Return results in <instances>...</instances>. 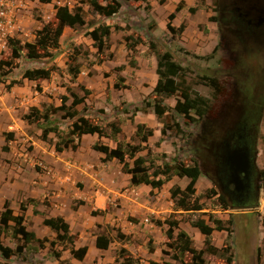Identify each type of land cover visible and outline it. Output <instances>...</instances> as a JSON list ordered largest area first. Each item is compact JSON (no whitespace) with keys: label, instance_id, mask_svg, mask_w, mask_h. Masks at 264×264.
I'll return each mask as SVG.
<instances>
[{"label":"rangeland","instance_id":"obj_1","mask_svg":"<svg viewBox=\"0 0 264 264\" xmlns=\"http://www.w3.org/2000/svg\"><path fill=\"white\" fill-rule=\"evenodd\" d=\"M6 1L10 5L13 28L8 29V34L0 41V60L10 58L11 50L7 46L9 38L19 41L21 45L33 43L35 33L43 24L55 23L53 18L55 6L66 5L72 11L81 9L86 24L76 29L64 28L59 49L50 50L52 59L29 60L26 57V51L22 50L21 58L16 61L17 68L2 81L5 84L19 81L22 72L26 69L54 66L57 71L51 75L50 79L36 82L24 80L21 84L14 85L11 90H7L4 84H0V135L7 133L13 135L11 146L8 145L7 151L3 150L4 144L0 143V213L5 201L9 203L16 215L20 213L21 202L27 205V208L30 206L28 198L22 201L21 198H16L20 186L16 182L22 177V181L34 187L30 193L36 195L38 204L35 206L41 211V216L28 214L30 217L28 220L25 217L27 212H24L27 229L41 235L44 227L42 220L54 216L55 210L53 211L51 207L53 197L51 190L54 189L49 188L45 183L40 186L37 183L44 182L41 177H43L42 174L45 175L49 167L48 158L61 160L60 156H62L66 159V154L55 152L53 147L57 141L55 134H49V142L44 143L41 140L40 125H28L22 121V116L29 113L32 107L41 112H51V108L60 105L61 96L67 95V88L83 95L78 85L88 89L90 95L86 100L85 110L81 105L77 107V111L89 118L97 115L108 135L113 134L108 127L111 123L120 128V133L115 135V139L102 138L101 144L110 148H114L117 141L138 145L139 140L135 137L136 125L142 123L153 130V136L147 143V150L138 153V156L147 160V165L153 162L154 166L162 168L165 164L174 167L179 162L186 165L196 162L192 141L199 134V120L197 122L183 120L169 113L164 121L171 129H167L164 140L159 142L163 125L156 118L153 110L145 106V102L153 101L152 89L157 80V53H171L173 61L182 68V77L176 78V82L187 87L192 94H198L208 101L213 98L218 88L225 91L226 84L231 83L229 74L233 62L228 59L226 49L220 42L221 33L217 24L210 21L211 17L218 18V1L220 0H149L146 3L117 0L121 4L120 11L110 18L94 12L89 5V0H53L51 4H42L38 0ZM107 1L109 0H98L101 5H105ZM177 7H179L178 11H176ZM172 13L175 17L171 21V26L175 32L166 27L168 17ZM100 25L109 26L111 31L107 46L102 50H99L87 36L88 32ZM182 25L184 30L179 32L178 29ZM71 57L74 58L75 65L80 70L74 82L68 73L69 65H74L71 63ZM250 60L249 64L255 70L254 73L260 75V68L261 66L263 68L264 64L258 57L250 58ZM115 85L119 87L115 88ZM174 104V98L164 99V105L173 107ZM100 109L104 110L102 116L97 113ZM51 119L58 126L60 133L65 136L70 120L63 118L61 112L53 114ZM175 124L180 126L181 132L178 134L175 132ZM10 129H14L13 132ZM259 129L258 145L264 140V116ZM93 138L92 135L84 137L81 146L83 157L94 158L89 154L92 151L89 149V143ZM69 153L72 152L69 151ZM129 165L131 167V162ZM8 174L12 176L11 184L6 182ZM3 177L6 180H3ZM182 181L174 176L168 186L183 184ZM46 182L48 183V179ZM35 186L40 190H37ZM212 188L207 178H205V184L198 185L196 188L197 194L202 195L201 202L205 207L202 212L183 215L174 212L169 215V219L179 220L180 222L177 221L179 229L185 231L186 228L191 229L186 222L188 219L201 218L212 224L209 221L211 216L225 221L228 217H235L231 218L232 224L225 223V226L231 230V234L216 232L214 243L220 246L228 243L233 257L232 264H264V237H262L264 200L257 204L258 210L254 211L250 217L239 214L241 211H238V214L235 213L236 211L226 212L221 210L214 198L204 197ZM166 194L168 195V192ZM60 201L63 202L62 197ZM174 232L177 233L176 230ZM133 234L131 232L127 236H122L123 244L127 245L124 249L128 251L126 256L139 260V254L142 253L141 247L145 248L146 244L151 246V243H147L141 236L134 238ZM189 234L193 242L192 246L197 250L204 249L202 237L195 235L193 230H189ZM53 235L45 234L42 238L49 239L48 236L55 238ZM1 241L3 245L12 248L17 245L16 241L12 240L10 230L2 235ZM258 247H261L262 252L259 253ZM61 249V246L57 247V251L63 254L64 260L59 263L50 252L48 245L45 249L39 250L35 242L28 246L22 256L13 257L9 261L0 259V262L3 264H72L70 253ZM163 250L162 253L154 255L160 264L190 262V255L187 253L178 258L181 262L176 260L177 254L173 249L164 247ZM204 259L206 264H217L220 260L219 257L208 254L204 255Z\"/></svg>","mask_w":264,"mask_h":264},{"label":"trees","instance_id":"obj_2","mask_svg":"<svg viewBox=\"0 0 264 264\" xmlns=\"http://www.w3.org/2000/svg\"><path fill=\"white\" fill-rule=\"evenodd\" d=\"M38 1L42 4H51L53 0ZM125 1L128 2L130 0ZM133 1H142L146 3L149 0ZM89 5L92 7L94 12L105 18L113 17L119 13L121 8V4L117 0H109L105 5L99 4L98 0H89ZM178 10L179 7L176 8V11ZM192 12L194 11L192 10ZM174 17V13L170 14L168 17V23L166 24V27L172 32H175L171 26V21ZM53 18L55 23L47 22L43 24L35 33L33 43H25L24 45H21L20 42L15 39L9 38L7 40V46L11 50L10 58L7 60H0V84H4L7 90H11L14 85L21 84L24 80L30 82L48 80L51 75L57 71V68L54 66L26 69L22 72L19 81H13L9 84H5L3 81L11 74L12 70L18 66L16 61L21 58L22 50L26 51V57L29 60L37 61L42 58L52 59L53 55L50 53V50L56 51L59 49L60 39L63 35L64 28L76 29L78 27H83L86 24L84 18L82 17L81 9L77 8L72 11L66 5L55 6ZM210 21L217 22V18L211 17ZM178 30L179 32H182L184 30V26H180ZM110 33L111 31L109 26L100 25L88 32L87 36L91 38L99 50H102L107 46ZM138 42L140 43L141 41L139 40ZM70 59L71 63L74 65H69L68 73L71 76V80L74 82L80 74V70L75 65L74 58L71 57ZM156 59L157 80L152 89L153 101L145 102V106L153 110L154 115L163 125L160 132L161 139L159 140V142H162L167 129H171L168 123L164 121L169 113H173L183 120L197 122L205 113L208 100L198 94H192L187 87H184V85L176 82V78L182 77V68L173 61L171 53H157ZM118 87L119 85H115V88ZM78 88L83 92V95H79L67 88V95L61 96L60 105L51 108V112H41L37 108L32 107L29 113L22 116V121L28 125H40L41 140L43 142L48 143L49 134H55L57 137V141L54 143V149L56 152H63L64 150L76 151L83 136L96 135L99 140L93 145V150L104 155L102 162H107L113 159L117 160L122 166V172L130 176V183L133 186L144 184L152 188H161L165 182H168L172 178V176L188 178L189 182L183 190L177 186L170 190L171 199L175 204V208L186 212V214L200 213L204 210L205 207L201 202L202 195L196 194V183L202 174L197 162H193L192 165H186L179 162L174 167L169 164H165L162 168L154 166L153 162L147 165V160L142 156H138V153L147 150V143L149 138L153 136V130L147 128L144 124L136 125L135 137L139 140L138 145H129L117 141L116 146L114 148H110L107 145L101 144L100 140H102V138L115 139V135L120 133V128H117L113 123H111L108 127L111 128L113 134L108 135L101 126L97 115L89 118L85 114L79 113L77 111V107L83 105V109L85 110V107L87 106L86 100L90 95V91L82 85H78ZM217 90H219V88ZM165 98H174V106L168 107L164 105ZM57 112L63 113V118L70 120L68 132L65 136L60 133L58 126H56L54 121L51 119V116ZM97 113L102 116L104 115V110L100 109ZM175 127V132L177 134L180 133V126L175 124ZM8 138L11 139L12 135H9ZM159 142L158 145L160 144ZM6 149L7 148L5 147L4 150ZM129 162H131V167ZM151 170L153 171L151 172ZM261 181L264 182V169L261 171ZM216 195L217 193L214 189H209L204 197L212 199ZM214 199L218 202L221 210H230V205L223 196H218ZM35 202V200H29V203L31 204ZM20 211L21 214L14 215L9 203L5 201L3 204V210L0 213V259L3 261H9L13 257H20L24 254L28 246L35 242L37 243L39 249H45L46 244H48L50 252L56 260H59V262H61L60 257L62 254L60 251H57L58 246H61V250L63 251L68 249L72 258L79 261L83 260L87 249H75L73 247L74 242L73 237L69 234V226L62 218L56 217L43 220L44 226L53 229L57 233L55 240L39 239L36 237L35 233L29 231L25 225V204L20 205ZM34 213L38 214L37 211H34ZM187 221H189L190 224L196 228L201 235H203L204 249H195L192 246L193 242L191 238L185 232L179 230L178 222L168 219L165 221V224L168 227L165 235L169 241L168 246L177 254V256H175L176 260L181 261L178 258L187 253L190 255V262L184 263L181 261L182 264H206L204 255L208 254L220 258L217 264H232L233 257L228 243H224L221 248H217L213 245L212 234L214 231H225L228 234H231V230L229 227L225 226L224 222L212 216L209 217V221L212 222L213 226H210L204 219L201 218L196 220L188 219ZM157 224L160 225L161 223L157 221ZM226 224H232V220H228ZM8 230L11 231L12 240L16 241L17 245L15 248L3 245L1 241L2 235ZM174 230H178L176 235L173 233ZM110 242L109 237L101 235L96 239V246L99 249H107ZM126 255V251L123 249L119 252V256L123 258V261L120 264H139L136 259ZM0 264L3 263L0 262ZM151 264L159 263L152 262Z\"/></svg>","mask_w":264,"mask_h":264},{"label":"crops","instance_id":"obj_3","mask_svg":"<svg viewBox=\"0 0 264 264\" xmlns=\"http://www.w3.org/2000/svg\"><path fill=\"white\" fill-rule=\"evenodd\" d=\"M10 130L13 132L14 129ZM9 135L12 134L7 133L5 135H0V143L2 142L4 144L3 150L5 147L7 148L4 151H7L12 143L11 140L13 135L11 139L8 138ZM85 136L81 138L76 151H63V153L66 154V159H63L62 156H60L61 160L49 157L47 160L49 167H47L45 175L42 174L43 177H41V180L44 182H40V184L37 183L38 186L45 183L49 188L54 189L51 190L53 191L51 207L55 212L54 216L49 218H62L69 226V234L73 237L74 242L73 247L75 249H87L83 260L79 261L72 258L70 262H72V264H120L123 258L119 256V252L123 249L128 253V251L124 249L127 248V245L123 244V237L121 236H127V234L132 232L134 233V238L141 236L145 238L147 243H151V246L146 244L145 248L141 247L142 253L139 254V260L136 259L139 264L159 263L154 255H157L159 252L162 253L164 247H169V241L165 235L168 229L165 221L168 220L169 215L174 212L181 215L186 214V212L175 208V204L171 199L170 190L175 186L169 187L168 184L174 176H172L168 182H165L161 188H152L144 184L133 186L130 183V176L122 172V166L117 160L113 159L102 162L104 155L93 150V145L99 140L96 135H93L94 138L89 143V149L92 150L89 154L94 156V158L91 159L90 157H83L81 155L82 141ZM257 149L258 155L256 165L258 169L262 171L264 169V140L258 145ZM69 151L72 153H69ZM7 177L8 180L6 182L10 183L12 176L8 174ZM47 179L48 183L46 182ZM180 179L183 180V184H178L177 187L183 190L189 180L185 177ZM3 180L6 179L3 177ZM18 183L20 186L16 198H21V201L26 198H28V201H36L33 204L30 203V208H27L26 205L25 212H27V215H24L26 219L28 220L30 218L28 214H35L34 211L38 212L36 215L41 216L40 209L35 206L38 204L36 195L30 193L34 187H31V185L29 186L28 183L26 184L24 180L22 181V177L16 182V184ZM202 184H205V178L201 174L196 183V188L198 185L200 186ZM36 186L35 188L40 190V188ZM259 188L258 203L264 200L263 181H261ZM166 192H168V195ZM61 197L63 202L60 201ZM21 204L24 203L21 202L19 204V210ZM256 210H258L257 204L249 205L247 208L230 209L229 211H236V214H238V211H241L239 214L250 217ZM13 213L16 215L14 211ZM19 214H21V211ZM231 218L235 217H228L226 221L224 219H218L226 223L228 220H231ZM146 220L148 222H146ZM157 221L161 224H157ZM177 221L180 222L179 220ZM186 222L188 228L190 227L191 229L186 228L185 231L179 230L185 232L188 236H190L189 230H193L195 235L201 236L202 239H204L203 235H201L189 221ZM206 223L208 222L206 221ZM209 225L213 226V224ZM42 230L43 232H41V235L37 234L34 230L32 232H34L39 239H45L42 238L45 234H54L53 236L55 238L48 236L49 239L47 240L56 239L57 233L53 229L44 226ZM176 231L178 233V230ZM216 232L217 231H214L212 234L213 245L217 248H221L222 245L220 246L214 243ZM173 233L174 235L177 234L175 232ZM101 235L109 237L111 241L107 249H99L96 246V239ZM262 237H264V231L262 232ZM258 249L259 253L262 252L261 247H258ZM67 252H69L68 249ZM132 253L135 254L137 252ZM63 260L62 254L60 261L62 262ZM56 261L59 263V260Z\"/></svg>","mask_w":264,"mask_h":264},{"label":"flooded vegetation","instance_id":"obj_4","mask_svg":"<svg viewBox=\"0 0 264 264\" xmlns=\"http://www.w3.org/2000/svg\"><path fill=\"white\" fill-rule=\"evenodd\" d=\"M218 2L215 23L220 42L233 62L231 83L225 91L216 90L207 102L192 145L202 175L217 193L214 198L223 196L230 209L247 208L258 204L261 183L256 159L264 116V65L256 75L249 61L258 57L264 64V25L247 17L239 0ZM237 158L244 162L240 181L234 176Z\"/></svg>","mask_w":264,"mask_h":264},{"label":"water","instance_id":"obj_5","mask_svg":"<svg viewBox=\"0 0 264 264\" xmlns=\"http://www.w3.org/2000/svg\"><path fill=\"white\" fill-rule=\"evenodd\" d=\"M244 7L245 14L250 17L257 25H264V0H239ZM240 158H237L236 169L234 176L239 180V174L245 173L243 164ZM240 181V180H239Z\"/></svg>","mask_w":264,"mask_h":264},{"label":"built area","instance_id":"obj_6","mask_svg":"<svg viewBox=\"0 0 264 264\" xmlns=\"http://www.w3.org/2000/svg\"><path fill=\"white\" fill-rule=\"evenodd\" d=\"M9 8L10 5L6 0H0V41L8 34L7 30L13 28Z\"/></svg>","mask_w":264,"mask_h":264}]
</instances>
